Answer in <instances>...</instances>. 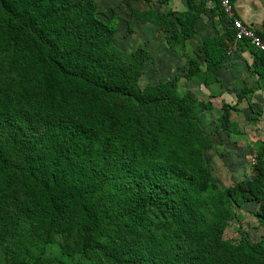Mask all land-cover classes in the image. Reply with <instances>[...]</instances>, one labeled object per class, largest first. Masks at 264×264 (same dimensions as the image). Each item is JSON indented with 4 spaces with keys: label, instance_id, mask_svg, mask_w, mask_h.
I'll return each instance as SVG.
<instances>
[{
    "label": "trees",
    "instance_id": "16d2710c",
    "mask_svg": "<svg viewBox=\"0 0 264 264\" xmlns=\"http://www.w3.org/2000/svg\"><path fill=\"white\" fill-rule=\"evenodd\" d=\"M186 4L129 17L169 34L187 82L217 84L232 45L264 77V55L235 41L218 0ZM202 14L216 33L189 53ZM114 32L93 0H0V264H264V140L249 174L217 188L203 155L210 134L196 119L206 106L175 79L140 86L149 55L118 49ZM245 91L220 106L217 138L237 133L229 112ZM249 202L260 240H224ZM49 245L70 259L46 255Z\"/></svg>",
    "mask_w": 264,
    "mask_h": 264
},
{
    "label": "rangeland",
    "instance_id": "374dc122",
    "mask_svg": "<svg viewBox=\"0 0 264 264\" xmlns=\"http://www.w3.org/2000/svg\"><path fill=\"white\" fill-rule=\"evenodd\" d=\"M93 1L96 4L99 19L103 22L109 21L116 25L117 30L114 36H112L113 43L116 47L125 52L144 47L152 57V63L146 65L140 77L139 85L153 84L159 80L158 65L160 66V61L168 54L171 55L167 46L169 41L168 35L156 27L147 24H137L129 17V10H138L140 7L144 6L140 3H133L130 0ZM164 1L165 3L168 2L167 0ZM246 3L249 8L253 7V9H251L252 12L254 11L253 16H251L253 20L256 22L258 21V24L262 23V25H264V0H241L240 5L244 7ZM176 5L177 3L174 4L173 7H179V5ZM153 6L155 8H160L163 4L155 3ZM163 12L166 11L163 10ZM126 24L129 27V31H126ZM187 52L190 53V50L187 49ZM181 87L180 84V91H182ZM177 92L179 93L178 89ZM212 92L217 93L218 87L215 86ZM224 98L223 100L225 103L229 104V96L225 97L224 95ZM212 107L215 108L214 104H212ZM240 107L243 108L242 106ZM257 112L258 111H256V113ZM258 113L261 114L260 112ZM218 114L219 112L216 107V111H212L211 114H208L205 123L200 124L203 130L210 134L212 139V148L206 150L203 154L208 168L209 180L215 184L217 188L222 189L240 180L243 175L249 174L250 158L254 154V144L257 140L261 141L262 138H264V113L257 123H246L247 112L239 114L231 113V120L233 121V126L238 129V135H236L237 133L234 135L231 132L229 135H226L220 132L219 134L222 135L223 143H218L219 137L217 138L215 136V133L219 132ZM254 208L255 204L249 202L244 203L242 207L236 211V220H232L224 230V240H230L232 242L233 239L236 238L238 231L242 232L250 242H257L260 240L263 231L251 215ZM66 245L70 249V243L66 242ZM45 254L48 256H57L64 260L70 259L61 252V249H59L57 245L47 246Z\"/></svg>",
    "mask_w": 264,
    "mask_h": 264
},
{
    "label": "crops",
    "instance_id": "0c3cea01",
    "mask_svg": "<svg viewBox=\"0 0 264 264\" xmlns=\"http://www.w3.org/2000/svg\"><path fill=\"white\" fill-rule=\"evenodd\" d=\"M130 1H132L133 3H140L144 6V7H140V9L138 10L131 9L137 12L145 11L148 9H151L157 13H162L163 10L173 13L187 10L186 0H167L168 2L166 3L164 0H161L162 3H159L158 2L159 0H151V2L148 4H145L142 1H133V0ZM192 2L194 4H197L199 0H192ZM240 2L241 0H232L231 2L234 17L241 20V22L244 25L252 28L254 31L264 32V25H262V23L258 24L257 23L258 21L257 22L254 21L253 18L251 17L253 16L254 13V11L253 12L251 11L253 7L249 8L247 3L243 7L240 5ZM155 3L163 4V6H161L160 8H155L153 6ZM176 3H177L176 6L179 5V7L174 8L173 6ZM209 4H210L209 1H207V6H209ZM132 20L137 24H142V25L147 24L149 26L155 27L148 23H140L134 19ZM215 20H216L215 18L213 19L207 18V16L204 14L199 16V18L197 19L194 25L196 32L195 37L191 39H187L185 41L186 50L189 49L190 51H196L202 40L216 33L215 25L217 24V22ZM224 25L226 24L224 23ZM126 28H128L129 30L127 24H126ZM116 30L117 29L115 25V32ZM115 32L113 33L112 36H114ZM166 34L168 35V40H169V34L168 33ZM112 42H113V38H112ZM167 46L171 55L168 54L165 58H163L160 61L161 62L160 66L158 65L159 80H157L156 82L165 81L167 79H175L177 81V89L181 95L184 94L185 92H189L197 101L204 104L207 108V111H203L196 115V119L198 120L199 123L201 124L205 123L208 114H211L212 111H216V107H217V111L219 112L218 116L220 115V106L223 103H225V101L223 100L224 95L225 97L229 96V105L235 104L236 96L239 93L240 87L247 90V92L245 91V93H243L244 98L237 103L236 108L238 110L236 112L233 111L229 112V121L233 125V121L231 120V113L239 114V113L247 112L248 114H250V111L251 112L258 111L261 114L257 112L259 114L257 117V121H254L253 123L258 122L259 118L264 113V77L263 78L258 77L253 72L251 65L252 55L249 53L247 49H245L244 47H239L237 45H232L230 47L229 53L225 57L223 66L217 71V81H218L217 84H210L207 87H204L203 85H201V83L198 82L185 81V79L182 77V75L185 73L186 70L185 59L179 55V50L178 52L174 53L169 49V41L167 43ZM148 63H152V57L150 55H149V60L144 65L143 72ZM180 84L183 87V88L181 87L182 91H180L179 89ZM215 86L218 87L217 93L212 92ZM212 104H214L215 108L212 107ZM248 104H250L251 106L248 107L247 106ZM240 106H242L243 108H241ZM248 114L246 115L247 117L249 116ZM246 123H248L247 120ZM233 129L236 132H238V129L236 127ZM221 133L229 135L226 132H221ZM236 135H238V133ZM262 140H264V138H262ZM210 141L212 143L211 136H210ZM218 143H223L221 134H219Z\"/></svg>",
    "mask_w": 264,
    "mask_h": 264
},
{
    "label": "built area",
    "instance_id": "2783aa9c",
    "mask_svg": "<svg viewBox=\"0 0 264 264\" xmlns=\"http://www.w3.org/2000/svg\"><path fill=\"white\" fill-rule=\"evenodd\" d=\"M221 13L229 20L230 27L234 31L235 40H246L254 50L264 55V41L254 30L244 25L241 20L234 17L232 5L229 0H218ZM252 162V158H250Z\"/></svg>",
    "mask_w": 264,
    "mask_h": 264
}]
</instances>
